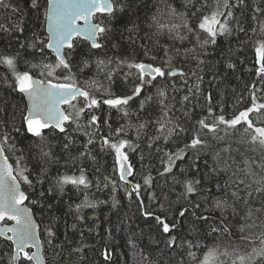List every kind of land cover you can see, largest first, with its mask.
<instances>
[{"label":"trees","instance_id":"obj_1","mask_svg":"<svg viewBox=\"0 0 264 264\" xmlns=\"http://www.w3.org/2000/svg\"><path fill=\"white\" fill-rule=\"evenodd\" d=\"M119 2L125 8L121 10L116 7L114 16L100 12L93 16L94 21L108 27L107 32L98 34L101 48H92L84 38H73L75 48L71 72L81 87L95 81L96 87L92 89L95 95L98 99H107L132 95L133 88L139 83V70L129 65L149 63L165 70V77H157L151 84H146L142 94L129 101L125 106L127 116L123 111L103 104L94 110V114L100 118L99 135L108 136L123 126L124 132L120 138L133 145V148L126 146L123 150L132 169L126 181L120 179V166L115 153L100 150L99 135L93 138V144L88 145L91 156H79L89 137L84 134L83 128L76 130V124L66 125L67 135L72 137L68 151L62 148L64 134L44 130V143L50 146L59 160H42L40 139L25 133L23 128L20 132L15 131L21 127L22 114L26 113L25 99L10 86L15 80L12 70L0 63V137L5 134L9 137L1 145L14 169H26L24 174L32 181L31 185L21 182V186L28 196L26 203L32 208L39 224L46 264H199L210 247H216L220 252L228 250L231 253L235 250L240 254L251 253L253 247L261 246L258 237L264 233V210L256 211L264 209V195L255 191L257 187L264 186L256 183L264 177V148L248 142L249 137L244 133L246 125L230 129L223 141L209 138L208 147L184 151L182 158L172 165L171 172H164L167 166L165 154L183 149L188 143L189 134L174 135L168 141L163 138L154 140L151 145L150 138L158 135L159 126L155 121L162 114L160 97L157 95L160 90L165 91L167 98L164 103L171 109L169 116L174 122L179 121L188 128L195 125L198 119L208 116L209 106L213 108L214 116L223 114L226 118H232L251 106L253 94L257 103H264V74H258L264 61L257 62L255 51L256 42L264 39V32L261 31L264 25V0H243V4L228 0L231 7H221V10L233 12V17L229 18L231 35L218 36L215 45L209 44L202 50L197 48L199 60L203 61L200 64L191 54H185L186 49L195 46L192 34L181 28L180 34L189 37L181 40L175 38L174 33H159L153 25L152 16L157 15L160 22L165 24H180V18L169 13L171 7L179 13H186L191 22L194 19L191 17L192 11L200 9L207 14L215 8L216 0H207V6L203 8L204 0H192L194 8L188 0ZM4 3L10 6H0V25L9 30L0 29V57H15L17 71H28L39 79L46 78L40 75L42 68L31 65L53 63L55 60L51 50L45 48L43 55L38 50L43 47L40 40L47 42L44 27L47 0H38V7H33L32 0H4ZM13 8L19 11L13 12ZM117 20L120 23H116ZM19 28L23 31H19ZM254 28L256 32L252 31ZM33 43L36 44L35 48L31 47ZM165 48L168 49L167 55ZM98 60L105 61L107 65L103 71L97 68ZM83 61L88 62L87 67ZM229 64L234 67H228ZM173 69L177 72L167 75ZM109 72L110 79L107 76ZM65 75H68L67 71L56 69L52 79L56 82L57 77ZM197 84L199 92L195 89ZM189 89H192V95ZM186 95H189V101H183ZM209 95L211 101L207 99ZM149 96L152 99L141 108V102ZM74 103L81 106L77 101ZM64 107L67 111L71 110L67 105ZM89 118L82 114L78 123L84 125ZM249 118L260 126V123H264V110L259 114L250 113ZM105 119L107 125L103 124ZM144 122H148L147 126L138 136L137 129ZM228 146L232 151L221 152V157L231 167L222 171L221 165L213 172L212 169L217 167L216 152ZM72 157L76 158L75 164ZM67 165L84 168L90 181L87 189L66 185L61 192L55 186L58 174H72ZM43 168L47 172L42 176ZM233 172L237 175L233 176ZM145 177H151L150 184L145 185ZM185 180H200L196 186L197 192L187 194V197L183 195ZM234 180L244 181L239 185L241 189H245L247 184L252 186L240 192L238 199L231 196V192L236 190V184H232ZM226 183L232 186L223 191L217 187ZM136 184L140 185L139 196L133 191ZM49 188L51 192L47 191ZM41 191L46 192L43 198L39 195ZM247 191L252 192L251 197L246 196ZM129 192H132L131 196ZM85 196L94 206H82L77 210L76 205L82 204ZM245 199L248 200L247 204ZM217 200H226L230 206L218 208ZM197 204L199 208H194ZM181 207L189 208L183 218L178 215ZM249 209L252 210L251 216L248 215ZM145 212L153 215L145 216ZM155 216L166 218L170 224L177 223L178 227L171 235L178 236L181 241H191L194 247L189 249L187 244L175 249L166 247L167 235L157 225ZM200 217H207L208 220ZM221 220L228 227V232L213 233L212 228L221 226ZM241 225L246 226L243 233L239 231ZM49 228L55 233L52 238L47 234ZM241 236H247L249 240L242 241ZM189 250L195 253V259L187 255ZM11 256V242L0 237V264H13ZM232 259L234 256L231 255L220 257L222 264H231ZM17 264L26 262L21 257Z\"/></svg>","mask_w":264,"mask_h":264},{"label":"snow or ice","instance_id":"obj_2","mask_svg":"<svg viewBox=\"0 0 264 264\" xmlns=\"http://www.w3.org/2000/svg\"><path fill=\"white\" fill-rule=\"evenodd\" d=\"M238 4H243V0H237ZM189 4H192V0H188ZM33 7H38V0H32ZM0 6L9 7L4 3V0H0ZM207 6V0L201 7ZM119 7L124 10L125 5L121 4L119 0H47V8L44 11V26L48 33L47 42L40 40L43 47L39 48L41 55L44 54L45 48L52 49L55 53V60L53 63H46L43 65H31L33 68H42L40 72L44 79H38L33 76L28 71H17L15 57L2 56L0 57V63L6 64L13 72L15 80L13 81L11 87L18 91L20 94L24 95L28 100L26 114H22V123L20 128H16V132H20L21 128L27 134H31L35 138H39L41 141L40 155L44 161H55L58 162L59 158L56 157L50 150V146L44 141L46 137L44 136V130H50L57 135L64 134V142L62 148L64 151H68L72 137L67 135V127L69 123L76 124V130L84 129V134L89 137L87 143L83 145L84 151L79 153L80 157L91 156V151L88 145L94 143L93 138L99 135V130L101 128L100 118L94 114V110L99 109L101 104L108 105L111 108H117L124 112L127 116L125 106L129 104V101L133 97H138L142 94V90L146 84H151L152 81L157 79V77H165L166 72L159 66H153L152 64L136 63L129 65V67H135L139 70V83L133 88L132 95L127 96H116L115 98L98 99L95 95L93 88L96 87V82L92 81L91 84H85L81 87L77 84L74 75L71 72L72 64L71 59L73 55V50L75 44L73 42V37L83 36L86 40L91 41V47L94 49H99L102 45L98 42V34H103L108 31V27L101 24L91 23L90 18L95 15V13H107L110 16L115 15V8ZM194 8L195 5L192 4ZM223 8H230L228 0H216V6L213 10L204 14L200 9H196L191 12V17H194L191 22H189V16L186 13H179L174 8L169 7V13L172 16L179 17L181 20L180 24H165L160 22L157 15L152 16L153 25L156 27L157 32L163 33H174L175 38L181 40L188 39L189 37L181 35L180 29L182 28L185 32L191 33L194 37V47L191 49H186L185 54L192 55L193 59H196L198 64L203 63L199 60V56L196 53V49H203L205 46L217 43L218 36L231 35L232 29L230 27L229 18L233 17V12L231 10L226 13L221 10ZM18 8H13V12H18ZM259 11V9L257 10ZM223 17V19H221ZM84 21V25L81 26L77 21ZM120 23L119 20L115 21ZM0 29L8 31L4 25H0ZM23 31L22 28L18 29ZM256 32L254 28L252 30ZM261 31L264 32V25L261 26ZM36 39H40L37 37ZM256 54L258 57V63L264 61V39H260L256 42ZM23 46V45H22ZM31 47H36L33 43ZM165 55H167L168 49L165 48ZM179 50H177V54ZM171 62L169 58L168 63ZM85 67H87L88 62H82ZM111 63V61H108ZM123 63V62H122ZM106 63L103 60L97 61V68L103 71L106 67ZM228 67H234V65L229 64ZM61 69V71H67L68 75L57 77L56 82L53 81L52 77L55 76V70ZM174 72H168L167 75H173ZM195 74V73H194ZM258 74H264V63H261L258 69ZM108 78H111V73H107ZM146 77H148L146 79ZM198 79H200L198 77ZM196 92H199V85H195ZM189 94L192 95V89H189ZM109 95H111L109 93ZM157 95L160 97L159 104L161 105V116L155 121L159 126L157 128L158 135L156 137L150 138L151 142L154 140L168 141L174 135L179 137L181 133H188V143L185 144L183 149H179L176 153H166L167 166L164 168V172H171L172 165L176 160L182 158V153L189 149H203L209 146V138L211 140L223 141L225 137L229 134V130H235L238 125H246L244 127V133L249 137L248 142L252 145H259L264 148V123H260V126L254 124L253 120L249 118L250 113H260L264 110V103H257L255 95H252V104L250 107L238 114L232 116V118H226L225 115L221 114L219 116L213 115V108L208 107V116L200 118L196 121L195 125L191 128L183 126L179 121H173L169 116L171 109L168 105L164 103L167 98L164 90H160ZM152 97L149 96L145 101L141 102L140 107L143 108L144 104L151 100ZM211 101V96L207 98ZM77 101L79 103H74ZM183 101H189V95L183 97ZM61 105H67L70 111L65 110ZM87 110V112H86ZM88 115L90 118L87 123L80 125L78 121L81 115ZM186 114V113H185ZM148 122L141 123L137 129V135L145 129ZM103 124L107 125L108 121L105 119ZM110 128V126H109ZM87 129H93V131H88ZM124 132V127L115 129L110 135L104 136L99 135L101 140L100 150L105 149L110 152L115 153L116 162L120 166V179H127L128 175H131L132 169L131 165L127 164L128 156L125 151V147L133 148L130 141L126 139H121L120 134ZM224 133V135H221ZM116 137V139H112ZM8 136L5 134L0 137V142L6 143ZM232 151L231 146L223 148L216 152L215 163L217 167L212 169L216 172L219 166H223L222 171H227L231 165L228 161L221 157V152L230 153ZM0 236H4L7 241H11L14 245L13 254L11 256V261L15 262L23 257L26 264H44V261L40 255L41 243L37 235V225L34 223L31 209L25 205V201L28 200V196L25 192L21 191L20 183L24 182L29 185L32 181L29 179L28 175L24 172L26 169H19L18 171L13 169L12 165L8 163V158L4 156V148L0 146ZM230 159H234L229 157ZM72 163L75 164V157H72ZM19 164V161L17 162ZM162 163L164 161L162 160ZM248 165V161H245ZM71 168L72 174L65 172L63 174H58L55 178V186L63 192L66 185H72L73 187L80 189L83 186L87 189L90 185L85 170L82 167L73 168L71 165H67ZM250 167V165H248ZM14 171L16 174L14 175ZM242 171V170H241ZM47 172L46 168L41 169V175L43 176ZM78 173V174H77ZM250 174V173H249ZM233 176L237 173L233 172ZM43 183V180L39 181ZM151 177H145V185L150 184ZM113 186L115 182L113 181ZM184 196L187 194L197 192V185L200 184V180H185L184 182ZM257 184H264V177L261 180L256 181ZM232 184H236V190L231 192V196L234 199L239 198V194L245 189H250L252 186L250 184L245 185V189L239 187L240 184H244L243 180L232 181ZM107 186V185H105ZM231 184L217 185L223 191L225 188H230ZM140 185H133V191L139 196ZM51 192L52 189L47 190ZM255 191L261 195H264V186L257 187ZM40 197L43 198L46 192L41 191ZM129 196L132 192L128 193ZM252 192L247 191L246 196L251 197ZM244 202L247 204L248 200L245 199ZM35 203V202H33ZM216 207L224 208L230 205L227 204L226 200H217ZM93 207V204L88 202L87 196L85 200L80 205H76L77 210L81 207ZM194 208H199V205H194ZM264 209H257L256 211H262ZM189 212V208L181 207L178 211L179 217L183 218ZM153 215L150 212H145V216ZM195 215V212H193ZM249 216L252 215V210L249 209ZM82 218V217H81ZM157 225L162 227V232L167 235L166 247L169 249H175L182 247L187 244L188 248L194 247L191 241L183 240L181 241L178 236H172L171 233L174 231L178 224L173 222H167L166 218L162 216L154 217ZM200 219L207 221V217H200ZM9 222H14L13 225H9ZM221 226L212 228L213 233L228 232V227L224 226L223 220L220 222ZM245 225H241L239 231L243 233ZM11 233V235H7ZM47 234L49 238L55 236V233L49 228L47 229ZM231 234V233H230ZM242 241L247 242L249 237L241 236ZM260 247H253L251 253L240 254L239 252L233 250L231 253L228 250L220 252L216 247H210L206 252H204L203 260L199 264H222L220 261L221 256H234L231 260V264H264V233H261L260 237ZM51 243V239L48 241ZM36 248L37 251H30L31 248ZM198 247V245H196ZM187 255L195 259V253L188 251ZM258 258V259H257Z\"/></svg>","mask_w":264,"mask_h":264},{"label":"water","instance_id":"obj_3","mask_svg":"<svg viewBox=\"0 0 264 264\" xmlns=\"http://www.w3.org/2000/svg\"><path fill=\"white\" fill-rule=\"evenodd\" d=\"M47 8V7H46ZM90 21H91V23H95V24H99L98 22H96V21H94L93 20V16L90 18ZM77 23L78 24H80L81 26H83L84 25V21H82V20H79V21H77ZM45 27V31H46V33H47V30H46V26H44ZM47 36H48V33H47ZM79 37H81V38H84L83 36H79ZM73 38H75V37H73ZM85 39V38H84ZM87 41H89V43L91 44V41L90 40H87ZM49 50H51L53 53H54V51L52 50V49H49ZM55 54V53H54ZM146 64H149V63H146ZM37 78V77H36ZM39 79V78H38ZM25 103H26V110H27V105H28V100H27V98L25 97ZM61 107L63 108V105H61ZM26 114V113H25ZM0 146H2L1 145V142H0ZM4 156H6L7 158H8V156L4 153ZM0 162H2V158H0ZM8 163L9 164H11L12 165V167H13V169H14V165H13V163L11 162V160L8 158ZM127 163V162H126ZM128 164V163H127ZM14 175H15V172L13 173ZM127 178H128V176H127ZM127 180V179H126ZM20 189H21V191H23V192H25L24 191V189L22 188V186H21V183H20ZM26 194V193H25ZM25 205L28 207V208H30L31 209V215H32V218H33V221H34V223L37 225V235H38V239H39V241H40V243H41V239H40V236H39V224H38V221H37V219H36V217H35V215H34V212H33V210H32V208L26 203V201H25ZM14 224V222H9V225L11 226V225H13ZM7 235H11V233H8ZM0 237H2V238H4L5 239V237L4 236H0ZM11 242V241H10ZM11 245H12V243H11ZM13 250H14V245H12V254H13ZM30 251H37V249L36 248H31V249H29ZM40 255H41V257H42V259H43V261H44V264H46V258H45V256H44V253H43V250H42V243H41V249H40ZM18 263V260L17 261H15V262H13V264H17Z\"/></svg>","mask_w":264,"mask_h":264},{"label":"bare ground","instance_id":"obj_4","mask_svg":"<svg viewBox=\"0 0 264 264\" xmlns=\"http://www.w3.org/2000/svg\"><path fill=\"white\" fill-rule=\"evenodd\" d=\"M47 7V6H46ZM146 64V63H145ZM172 72L176 73L177 70L176 69H173ZM24 96V95H23ZM24 99H25V96H24ZM26 104V103H25ZM129 176V175H128ZM128 179V178H127Z\"/></svg>","mask_w":264,"mask_h":264},{"label":"rangeland","instance_id":"obj_5","mask_svg":"<svg viewBox=\"0 0 264 264\" xmlns=\"http://www.w3.org/2000/svg\"><path fill=\"white\" fill-rule=\"evenodd\" d=\"M64 109H65V107H64ZM19 170V169H18Z\"/></svg>","mask_w":264,"mask_h":264}]
</instances>
